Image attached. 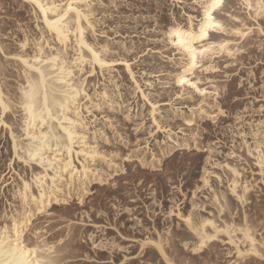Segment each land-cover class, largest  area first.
<instances>
[{"label": "rangeland", "instance_id": "374dc122", "mask_svg": "<svg viewBox=\"0 0 264 264\" xmlns=\"http://www.w3.org/2000/svg\"><path fill=\"white\" fill-rule=\"evenodd\" d=\"M90 1L96 33L88 32L89 39L108 45L111 57L129 60L139 89L123 65L115 67L114 79L107 73L104 78L99 70L88 75L86 88L91 96L107 88L115 100L114 108L101 102L102 108L91 109L88 117V142L107 159L90 163L99 175H90L83 190L71 189L46 209L32 207L25 239L54 245L56 253L51 257L56 264H135L137 259L141 264H167L157 242L166 255L190 264L182 252H188L197 238L192 231L188 242L176 236L184 231L181 218L187 214L194 222L209 219L217 226L248 224L264 243V169L255 150L260 147L264 155V41L260 33L264 15L255 16L256 0H252L254 10L244 7L243 0H233L235 19L225 16L223 29L210 32L213 41L227 43L233 54L216 52L199 61L190 79L208 89L206 96L177 85L184 60L166 34L176 23L197 26L203 15V10L197 11L198 4L189 0ZM245 31L248 35L241 38L238 33ZM48 37L39 12L31 5L0 0V91L16 105L12 104L6 116L0 112V121L10 125L9 129L0 122V228L12 229V217L18 218L23 211L18 193L22 182L31 183L36 194L33 180L43 171L23 150L16 157L11 133L27 145L23 113L17 105L25 76L15 57L34 56L40 42L46 51V42L58 48ZM68 52L73 54L71 48ZM87 71L88 67L83 74ZM152 104L162 129L156 130ZM213 107L231 115L213 116ZM189 116L195 124L185 123ZM189 141L191 151L184 147ZM157 152L166 159L175 158L178 184L166 172L147 166ZM128 153L135 158L124 159ZM82 160L73 156L78 167ZM228 166L240 173L237 191L247 185L244 204L232 193L233 175ZM225 239L220 235L211 248L199 253L204 264H228L236 259L234 248L222 242Z\"/></svg>", "mask_w": 264, "mask_h": 264}, {"label": "bare ground", "instance_id": "6f19581e", "mask_svg": "<svg viewBox=\"0 0 264 264\" xmlns=\"http://www.w3.org/2000/svg\"><path fill=\"white\" fill-rule=\"evenodd\" d=\"M22 1L28 3L39 12L45 33L49 35L50 39L55 42L58 48L52 47L46 42L45 45L49 48V51H46L47 49L45 50L43 44L40 42L37 48L38 53H34V56L31 55L32 57H30L23 54L20 56L16 55L17 57H15L20 62L19 65H22L25 76V83L21 87V95L17 105L23 113V132L28 143L23 146L21 142L19 143L17 141L13 133H11L13 138V152L17 157V155H20L19 151L23 150V153L30 161L37 163L36 161L39 160L37 164L43 168V171L38 173L34 178L35 180H33V183H36L38 189L36 194L32 191L31 183L26 181L22 182V187L18 193L22 200L23 211L18 214V218L12 217V229H9L8 226L0 228V233H3V236H0V252L3 253V256L0 258L11 260L13 257L9 255V249H19L23 253L24 259L28 261V264H37V261L40 264H47L48 261H53L56 264L57 260L51 257L53 253H56L54 252V245L31 243L25 239L24 233L31 219L32 207L37 210L46 209L52 201H57L59 196L63 197L69 194L71 189L83 190L90 175H94L95 173L99 175L97 169H93L90 163L94 165L97 160L101 159L105 161L107 159L98 150L97 146L93 145L94 143L91 145L88 142V134L90 131L88 117L93 113L91 109L100 110L102 108L101 102L112 108L115 105V100L110 95L111 93L109 94L107 88H102L100 92L95 91L93 96H91L86 88L88 75L94 74L99 70L98 72L104 78L105 73H107L109 79H112L115 67L117 65H123L128 77L138 89L139 85L129 60L111 57V50L108 45H100L89 39L88 32L94 34L96 27V21L93 18L95 16L93 7L88 9L87 13H83L78 17L76 21L72 20L73 14L69 13L65 19L60 20L59 24L50 27L53 20L58 19L57 13L60 11L59 8L48 11L46 18L44 12H41L31 0ZM65 2L71 3L72 0H37V3L45 5L46 8L50 4H63ZM203 2H207V0H203ZM90 3L92 2L90 1ZM255 3L257 5L259 0H256ZM73 6L75 7V5ZM213 15L215 16L216 13L214 12ZM201 17L202 19L197 26L190 24L187 27L176 23L170 26L166 33L170 43L182 55L184 60L182 71L177 76V85L182 90L188 85L181 86L179 79L182 77H195L200 60L209 58V56L216 52L230 51L227 43L217 42L218 40L213 41L211 39L210 32H217L218 30L208 28L207 37L201 38L198 35L199 29L208 23L204 18V14ZM215 22L220 23L223 29L224 25L219 17H217ZM54 29H60V31ZM81 29H83V33L78 40ZM177 32L179 35H175ZM181 41L184 43L181 44ZM82 44H87L96 55L93 56L87 47H82ZM22 46H25V44ZM69 48L72 49L73 54L68 52ZM202 48H207L208 50L201 51ZM193 57H195V65L189 68V65L193 62ZM121 60L124 62H118ZM86 67L89 68V71L83 74ZM26 92L31 94L30 98L25 97ZM0 93H2V100L5 106L9 111H12V104L13 107L16 105L11 103L12 101L8 99L9 97H5L2 91ZM142 96L148 99L147 95L143 92ZM97 99L99 100L97 101ZM155 106L152 104V119L156 127L159 125V129H162L163 127L160 126V122L155 117V113L157 112ZM7 111L0 112L4 116ZM0 122L4 127L10 129V125L4 119ZM69 135L71 136L70 139ZM259 148L256 147L255 150L257 152V161L261 165L262 160H264V155ZM75 155L77 157L81 156L83 159L79 163L80 167L75 165L73 161V156L75 157ZM227 168L230 169L233 175L231 187L233 193V187L239 183V175L236 174V168L229 166ZM25 185H27L26 188L24 187ZM247 192L248 188L243 200L240 196L236 195L242 204L247 202ZM216 200L218 199L216 198ZM222 208L224 207L222 206ZM189 216L192 217V215ZM193 223L195 222L193 221ZM18 225L19 228L17 227ZM200 225L202 226L200 228V234L192 230L197 241L192 242L189 247L197 246L203 241L205 247L201 252L211 248L212 243L220 235L226 236L227 239L222 242L227 241V244L234 248L235 254H237L238 250H243L245 247L251 246L253 239L257 241V248L263 243L257 240L251 230L252 228L248 224L236 226L235 224L225 223L223 226H217V223L213 220L202 219L200 220ZM236 233L240 234V237L238 236L239 238L235 235ZM209 236H214L215 239H208ZM157 244L160 245V247H157L159 253L165 259L166 253L165 251L163 253L161 252V248H163L161 243L157 242ZM187 244L189 245V243ZM47 249H52V251L49 252ZM244 259L253 261L258 260V257H245Z\"/></svg>", "mask_w": 264, "mask_h": 264}, {"label": "snow or ice", "instance_id": "6c2138e0", "mask_svg": "<svg viewBox=\"0 0 264 264\" xmlns=\"http://www.w3.org/2000/svg\"><path fill=\"white\" fill-rule=\"evenodd\" d=\"M31 2L40 9L41 12H44L45 17L47 18L48 11L52 9L59 8L60 11L57 13L58 19H54L52 24H50V27H53L54 25L59 24L60 20L65 19L69 13H72V20L76 21L78 17H80L83 13H87L88 9L92 8L93 5L90 3V0H72L71 3L65 2L63 4H50L47 8L43 4L37 3V0H31ZM190 4H198L197 11L199 12L200 10H203L204 18L207 20V24L199 29V36L201 38L207 37L208 36V28H214L216 30H222L221 24L215 22L217 17L220 19H224L225 16H232V19H235V16L232 15L234 12V4L233 0H207V2H202V0H189ZM75 5V7L73 6ZM243 6L248 8V9H253V4L251 0H243ZM256 11H255V16H261L264 15V0H259V3L255 6ZM216 13L214 16L213 13ZM255 25H253V28ZM56 31H60V29H54ZM83 33V29L80 30V35H78V40L81 38ZM261 38L262 41H264V20L261 21ZM175 35H179V33H175ZM240 36H247L248 32H241L238 33ZM215 39V37H213ZM239 42V41H237ZM184 42L181 41V44ZM82 47H87L89 52H92V55L95 56L96 53L92 51L90 47H88L87 44H82ZM207 48H202L201 51H207ZM2 51V50H0ZM233 53L231 51L228 52V55L231 56ZM134 59V58H133ZM120 63H123L124 61H118ZM195 65V57H193V62L191 65H189V68ZM187 71V69H186ZM197 82H193L190 78H180L179 79V84L181 86L183 85H188L190 88L195 89V92L200 93L203 96H206L208 94V89L204 88L201 89L197 87ZM26 98H30L31 94L26 92L25 93ZM200 104H203V101H199ZM211 103V101H209ZM7 107L5 106L3 100H2V93H0V111H7ZM213 116H223V115H231V113H226L222 111H217L213 107L212 114ZM211 118V116H209ZM185 123L192 125L195 124L196 121L192 117H186L185 118ZM159 130V125H157V129ZM165 130H167V126L165 125ZM194 131V129H193ZM71 136L69 135V139ZM192 142L189 141L187 145H184V147H187L190 151L191 149ZM140 156H143V153H140ZM135 157L132 156L131 153H128L124 159H134ZM35 159V157H33ZM27 162V160L25 161ZM39 163V160L36 161ZM147 166L153 169H158L160 172H166L168 175H170L173 179V182L176 181V176L178 174L177 170V165L175 162V158L173 159H166L165 154L161 152H157L154 156H151L147 162ZM261 168L264 169V160L261 162ZM184 168L180 167L179 172H183ZM237 175H240L239 171L237 170ZM205 185H207V179L204 181ZM178 184V182H177ZM242 184V182H241ZM25 188L27 185L24 186ZM240 185H236L233 187V195H238L240 198L243 200L244 194L247 191V185H243L242 189L240 192H237V188H240ZM264 187V186H262ZM182 222L184 223V231L176 233V236L180 238L181 241H191L192 237L188 235L189 231H196L197 234H200V228L202 227L200 225V221L197 219L195 223H193V218L191 216H188L185 214L181 218ZM37 227H40L41 225H36ZM19 228V225L17 226ZM35 231V228L33 229ZM0 236H3V233H0ZM208 239H215L214 236H209ZM146 243L152 244L153 241H147ZM257 241L252 240V245L245 247L243 250H238L236 254V259L234 261H229L228 264H264V243L261 244L259 248L256 247ZM156 247H160L159 244L155 245ZM179 247V245H177ZM185 248H188V244L185 243L183 245ZM205 247V243L202 241L199 243L197 246L188 248V252L182 254L187 258V260L190 262V264H204V259L199 256V253L201 250ZM47 251L51 252L52 249H47ZM161 252H164V249L161 248ZM19 253V254H18ZM195 254V255H193ZM9 255L13 257L11 260L3 259L0 258V264H28V261L24 259L23 253L20 252L19 249H9ZM3 256V253L0 252V257ZM204 256H207V253H204ZM245 257H258V260L253 262L250 259H244ZM165 260L167 261V264H181V260L178 258H173L171 257V254H167L165 256ZM37 264H40L39 261H37ZM47 264H55L53 261H48ZM135 264H141V261L137 259L135 261ZM153 264L155 262L153 261ZM162 264L164 262L162 261ZM213 264L215 262L213 261Z\"/></svg>", "mask_w": 264, "mask_h": 264}]
</instances>
